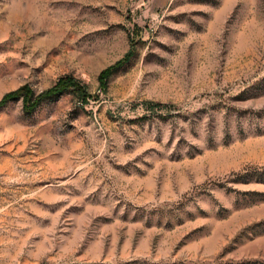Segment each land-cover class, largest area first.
I'll return each mask as SVG.
<instances>
[{
	"label": "rangeland",
	"instance_id": "obj_1",
	"mask_svg": "<svg viewBox=\"0 0 264 264\" xmlns=\"http://www.w3.org/2000/svg\"><path fill=\"white\" fill-rule=\"evenodd\" d=\"M0 264H264V0H0Z\"/></svg>",
	"mask_w": 264,
	"mask_h": 264
},
{
	"label": "trees",
	"instance_id": "obj_2",
	"mask_svg": "<svg viewBox=\"0 0 264 264\" xmlns=\"http://www.w3.org/2000/svg\"><path fill=\"white\" fill-rule=\"evenodd\" d=\"M68 88L78 94H85L83 85H81L74 77L66 75L60 77L49 88H46L38 93H35L28 84H23L15 89L9 90L0 98V107L9 99L21 97L23 101V108L31 110L38 105L43 98L55 95Z\"/></svg>",
	"mask_w": 264,
	"mask_h": 264
}]
</instances>
